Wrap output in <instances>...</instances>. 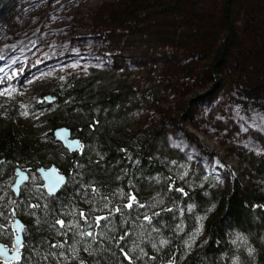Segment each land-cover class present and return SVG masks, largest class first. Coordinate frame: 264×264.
Segmentation results:
<instances>
[{
    "label": "trees",
    "instance_id": "obj_1",
    "mask_svg": "<svg viewBox=\"0 0 264 264\" xmlns=\"http://www.w3.org/2000/svg\"><path fill=\"white\" fill-rule=\"evenodd\" d=\"M235 1L226 0L222 10L226 35L210 65L214 82L237 45ZM121 5L126 35L151 15L160 18L153 26L156 37H167L165 47L149 49L158 60L164 48L177 51L189 44L184 39L201 34L183 0ZM139 86L128 74L67 79L52 92L57 101L47 110L48 146L20 138L10 125L1 128L0 191L7 188L11 201L5 204L0 196V244L11 248L16 218L24 225L22 259L14 264H264V155L245 158L249 187L201 186L192 165L181 177L165 135L136 129L138 110L160 94L153 81L146 89ZM61 127L81 142L79 152L56 144ZM51 167L67 178L57 195H48L42 183H26L19 196L14 193L19 168L39 175ZM205 217L204 237L193 243ZM234 236L244 244L236 248Z\"/></svg>",
    "mask_w": 264,
    "mask_h": 264
},
{
    "label": "rangeland",
    "instance_id": "obj_2",
    "mask_svg": "<svg viewBox=\"0 0 264 264\" xmlns=\"http://www.w3.org/2000/svg\"><path fill=\"white\" fill-rule=\"evenodd\" d=\"M183 2L201 34L184 39L189 44L177 51L164 48L158 60L149 49L165 47L167 37H156L153 26L160 18L151 15L135 34L126 35L121 0H0V30L8 33L0 40V57L6 44L30 42L29 50L33 48L25 64L15 62V51L2 59V67L13 65L0 95V131L10 125L20 138L51 145L47 110L56 107L55 87L94 72L128 74L141 89L152 81L160 87V94L138 110L136 129L165 135L174 152L172 166H178L181 177L192 165L201 186L249 187L245 158L264 155V0L234 2L238 41L215 82L209 71L226 35V0ZM18 170L27 175V183L43 184L40 175ZM0 196L10 204L7 188ZM205 220L199 222L193 243L204 237ZM230 243L237 248L244 241L234 236Z\"/></svg>",
    "mask_w": 264,
    "mask_h": 264
},
{
    "label": "water",
    "instance_id": "obj_3",
    "mask_svg": "<svg viewBox=\"0 0 264 264\" xmlns=\"http://www.w3.org/2000/svg\"><path fill=\"white\" fill-rule=\"evenodd\" d=\"M55 137L70 153H76L82 149L81 142L78 139H73L71 131L66 127L56 130ZM16 175L18 178L13 186V191L19 196L21 187L28 182V177L19 170H17ZM39 175L43 181L42 188L50 196L57 195L67 183L66 176L62 175L56 167L39 170ZM12 230L14 232L13 247L10 248L4 244H0V264H14L20 262L22 259L21 251L24 244V225L19 219H15Z\"/></svg>",
    "mask_w": 264,
    "mask_h": 264
},
{
    "label": "bare ground",
    "instance_id": "obj_4",
    "mask_svg": "<svg viewBox=\"0 0 264 264\" xmlns=\"http://www.w3.org/2000/svg\"><path fill=\"white\" fill-rule=\"evenodd\" d=\"M2 37H5V35L4 34L1 35L0 40ZM25 44H27V47H24ZM25 44H23L20 47L15 49V51L17 52V58H16L15 62H23V64H25L27 61H29L31 59V57H32L31 53L33 51V48L31 50H29V47L31 46V44L29 42H27ZM11 50H12V48L9 44L4 45V47L2 48V55L0 57V67H2V65H4V63H5L2 59H5L10 54ZM35 51H37V49ZM12 65L13 64H9L8 67H10ZM8 67H5V68L2 67V72H5V73L0 75V95H3L5 93V91H3V89L5 86L8 85V82H9L7 76L11 75V73L8 72ZM15 70L19 71L20 66H17L15 68ZM22 78H26V76L24 74H22ZM26 82L27 81L24 80V81H21L20 83L25 84Z\"/></svg>",
    "mask_w": 264,
    "mask_h": 264
},
{
    "label": "snow or ice",
    "instance_id": "obj_5",
    "mask_svg": "<svg viewBox=\"0 0 264 264\" xmlns=\"http://www.w3.org/2000/svg\"><path fill=\"white\" fill-rule=\"evenodd\" d=\"M78 143V142H77ZM180 191H183V189H180ZM132 199H135L134 197L132 198ZM132 205L131 204H129V207H131ZM58 223H60L61 225H63V221H58Z\"/></svg>",
    "mask_w": 264,
    "mask_h": 264
}]
</instances>
